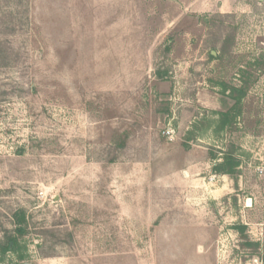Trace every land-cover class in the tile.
I'll return each instance as SVG.
<instances>
[{"label":"rangeland","instance_id":"374dc122","mask_svg":"<svg viewBox=\"0 0 264 264\" xmlns=\"http://www.w3.org/2000/svg\"><path fill=\"white\" fill-rule=\"evenodd\" d=\"M186 2L0 0V264H264V0Z\"/></svg>","mask_w":264,"mask_h":264},{"label":"trees","instance_id":"16d2710c","mask_svg":"<svg viewBox=\"0 0 264 264\" xmlns=\"http://www.w3.org/2000/svg\"><path fill=\"white\" fill-rule=\"evenodd\" d=\"M9 1L10 0H3L4 3L5 2L7 3ZM210 58L215 59L211 55H210ZM157 76L159 78H161L163 76V74L158 73ZM232 92H236V90L233 89ZM236 94H240L239 97L243 96V92H239ZM232 99L234 100V98H232ZM235 105H237V101H235ZM228 121H229L228 114H225V113L221 114V116H220L221 127L226 125V123ZM214 157L215 156H213L212 158H214ZM239 164H240V161L234 156L233 151L232 150H225L222 153L221 162L214 165L213 171L217 174L234 177L237 174V169L239 167ZM14 219L18 225L26 226V218H25V213L23 211L16 212L14 214ZM233 229L239 233V235L243 241V244H242L243 247L249 249L250 251H252L254 253H256L258 251L259 244L256 242L249 241L248 237L245 234V230H246L245 226L235 225ZM15 233L18 236L23 237L26 234V230H25V228H19V231L15 230ZM15 244H16V241L14 240V238H12L10 236L6 237V243L4 245L0 246V253L6 254L7 252L12 251L14 248L13 246H15ZM11 245H13L12 248H11Z\"/></svg>","mask_w":264,"mask_h":264},{"label":"crops","instance_id":"0c3cea01","mask_svg":"<svg viewBox=\"0 0 264 264\" xmlns=\"http://www.w3.org/2000/svg\"><path fill=\"white\" fill-rule=\"evenodd\" d=\"M220 1H222V3L221 2H215V0H187V2L184 4V10H191V11H194V13H201V12H205V11H209L210 9H214V8H216V5H219V7H218V10L221 12V11H225V13H230L231 11H237L238 9H242V3L241 2H239V0H232L231 2V4H228V1L227 0H220ZM228 5H229V7H228ZM202 91H204V90H201V91H198V93H197V96H198V100L200 99V98H203V96H204V93L205 92H202ZM208 91H206V93H207ZM210 98V97H209ZM209 107L210 108H208L210 111H212V114H214L215 116H217V114H218V112H214L212 109H217V110H215V111H218L219 110V106L218 105H214L213 106V108H212V106H210L209 105ZM197 135H198V138L200 139V138H204V134L203 133H197ZM207 135H210V132H208L207 133ZM225 151V150H224ZM223 150H221V152H220V154H221V156H222V153L224 152ZM193 153V152H192ZM203 155H206L205 153H203ZM236 157V156H235ZM216 158V157H215ZM238 160H239V158L238 157H236ZM209 159L211 160V161H209ZM209 159H208V165H207V163L204 161L205 159H202V162H201V160H196V161H194V162H192V163H189V164H191V165H193V169H196V170H199L201 167H212V172L214 173V174H217V173H215L214 171H213V167H214V165L217 163L216 161H218V162H221V160H222V157H221V160L219 161V160H217V158L216 159H214V158H212L211 157V155L209 156ZM214 162V164L212 165V163ZM240 161V160H239ZM239 166H241V162H240V164H239ZM185 168V166H183V167H177L176 169L178 170V169H184ZM220 176H225V175H221V174H219Z\"/></svg>","mask_w":264,"mask_h":264},{"label":"built area","instance_id":"2783aa9c","mask_svg":"<svg viewBox=\"0 0 264 264\" xmlns=\"http://www.w3.org/2000/svg\"><path fill=\"white\" fill-rule=\"evenodd\" d=\"M163 135H164L167 139L171 140V139L173 138V131H172V129H171V128L166 129V130L163 132Z\"/></svg>","mask_w":264,"mask_h":264},{"label":"water","instance_id":"95a60500","mask_svg":"<svg viewBox=\"0 0 264 264\" xmlns=\"http://www.w3.org/2000/svg\"><path fill=\"white\" fill-rule=\"evenodd\" d=\"M211 55H214V53L212 52Z\"/></svg>","mask_w":264,"mask_h":264}]
</instances>
